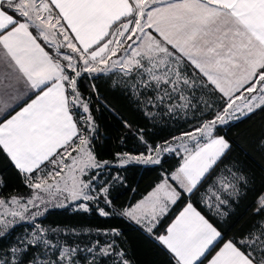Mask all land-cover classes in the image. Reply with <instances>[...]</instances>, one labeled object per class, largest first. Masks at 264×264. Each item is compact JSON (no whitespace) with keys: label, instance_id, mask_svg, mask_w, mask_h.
<instances>
[{"label":"snow or ice","instance_id":"snow-or-ice-1","mask_svg":"<svg viewBox=\"0 0 264 264\" xmlns=\"http://www.w3.org/2000/svg\"><path fill=\"white\" fill-rule=\"evenodd\" d=\"M101 75L118 76L113 86L153 127L195 121L152 145L145 129L121 121L145 151L116 153V165H161L165 153L179 162L118 213L110 210L109 193L123 177L96 154L99 127L78 87L87 78L98 96L91 81ZM258 111H264V0H0V154L29 190L0 196V240L31 222L0 247V264H133L117 246L118 228L107 230L110 240L81 248L41 225L61 197L135 223L167 251L170 264H203L214 249L207 264H264V192L252 210L258 219L227 240L192 201L227 217L247 194L252 177L229 159L233 142L220 128ZM257 145L264 150V134ZM181 200L183 208L156 234Z\"/></svg>","mask_w":264,"mask_h":264},{"label":"trees","instance_id":"trees-1","mask_svg":"<svg viewBox=\"0 0 264 264\" xmlns=\"http://www.w3.org/2000/svg\"><path fill=\"white\" fill-rule=\"evenodd\" d=\"M118 78V76H114L113 79H109L108 75H101L95 81H91L96 85L98 96L90 92L88 87L90 81L87 78L81 80L78 85L81 93L89 102L91 113L99 127L96 139L92 142L99 159L113 160L116 153L145 151L144 145L123 127L122 120L128 121L133 125V128L145 129L149 145L160 143L171 136L178 135L181 131L190 130V126H194L195 121L189 118L187 120H168L153 127L152 122L137 110L135 104L113 86V81ZM211 99H217V97ZM105 104L108 105V108L104 107ZM109 108L112 111H109ZM80 115L81 112L78 110L77 116ZM220 132L226 134L227 138L233 142L229 159L239 162L241 167L252 177L253 182L247 194L233 206L230 210L231 215L227 217H216L213 213L208 212L202 204L196 203V197H193L192 201L197 210L201 211L218 230L223 232L224 240H227L247 230L248 226L258 219L252 215V210L255 207L256 197L264 192V150L257 145L258 138L264 134V111H258L250 118L222 126ZM178 162L177 155L165 153L162 156L161 165L130 164L123 167H111V174L115 176L119 173L123 177V181L114 183L110 188L109 196L115 206L110 210L118 213L122 207L133 204L159 182L162 173L174 169ZM0 177L4 181V185L0 186V196L28 193L29 190L24 186L21 176L8 164L2 154H0ZM109 178L108 176L103 177V179ZM184 203L185 201L181 200L172 207L168 216L155 230L156 234L164 231L168 222ZM100 206H104L102 202ZM95 207V205H90L89 211L70 209L66 206L49 208L47 213L40 217L39 223L45 228L55 230L63 237L66 236L62 232L63 230L68 233L73 231L77 234L76 238H85L82 231H86L90 237L100 239L99 231L107 232L109 229L118 228L122 237L117 240V246L127 249L133 264H170L167 251L155 240L150 239L141 227L119 215L100 216ZM25 225L19 224L7 238L0 240V247L6 248L12 243L14 236L22 232ZM215 250L208 254L207 259ZM207 259L203 261V264Z\"/></svg>","mask_w":264,"mask_h":264},{"label":"rangeland","instance_id":"rangeland-1","mask_svg":"<svg viewBox=\"0 0 264 264\" xmlns=\"http://www.w3.org/2000/svg\"><path fill=\"white\" fill-rule=\"evenodd\" d=\"M82 114V109L79 110ZM83 115H87V114H83ZM173 146H176L175 144ZM190 146H193L190 142ZM110 162L113 163V165H116V161L115 159L113 160H108ZM118 166V165H116ZM103 179V178H102ZM145 196V195H144ZM142 196V197H144ZM141 197V198H142ZM140 198V199H141ZM140 199L136 200L134 203H136L137 201H139ZM78 203L79 202H74V201H71V200H63V197L60 198V200L54 202V205L55 206H51L50 208H53V207H68L70 209H81L78 207ZM133 203V204H134ZM90 205H95V204H90ZM20 224H26L25 226H23V231L22 232H19L17 233L14 238H13V241H15L16 239L20 238L21 236H23L26 231L30 230L31 228V222H21ZM56 232V231H55ZM64 234H66L65 237H63L62 235L59 234V238L61 240H67L69 243H74V244H77L79 245L81 248H83L85 245H88L90 241H96V240H99L101 243H103L104 241L106 240H110L112 237V234L110 232H106V231H99V236H101L100 239H97L96 237H90L88 235V233L86 231H82V234L85 235V238H76L75 236L77 234H75L73 231H70L69 233L67 231H62ZM58 233V232H56ZM70 236V237H69ZM81 255H87V253H81ZM101 264H111V261L108 260V259H102L101 260Z\"/></svg>","mask_w":264,"mask_h":264},{"label":"crops","instance_id":"crops-1","mask_svg":"<svg viewBox=\"0 0 264 264\" xmlns=\"http://www.w3.org/2000/svg\"><path fill=\"white\" fill-rule=\"evenodd\" d=\"M20 107H23V104H21ZM16 110L18 111L19 108H17ZM150 191H151V190H150ZM148 192H149V191H148ZM148 192H147V193H148ZM147 193H146L145 195H147ZM183 206H184V205H183ZM183 206L179 209V211L183 208ZM179 211H178V212L174 215V217L168 222V224L166 225V227L171 223V221L175 218V216L179 213ZM166 227H165V228H166ZM214 253H215V252H214ZM214 253H213L212 255H214ZM210 258H211V256H210L208 259H210ZM208 259H207V260H208ZM207 260L204 262V264H207Z\"/></svg>","mask_w":264,"mask_h":264}]
</instances>
